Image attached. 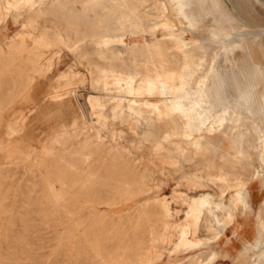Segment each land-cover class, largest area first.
I'll return each instance as SVG.
<instances>
[{
  "label": "rangeland",
  "instance_id": "obj_1",
  "mask_svg": "<svg viewBox=\"0 0 264 264\" xmlns=\"http://www.w3.org/2000/svg\"><path fill=\"white\" fill-rule=\"evenodd\" d=\"M43 1L20 0L12 14L4 20L3 12L0 15V49L5 50L6 43L10 49V52H0V264H102L100 257L110 264L112 255L119 256L117 259L120 260L123 253L137 263L151 250L156 254L150 264H264V239L262 247L246 260L236 254L241 248V240L233 236L232 229L217 241L212 240V234L204 229L196 235L201 239L192 238L189 224L199 226L204 221L208 228L215 229L217 222L222 220L226 201L218 198L216 192L208 187L195 190L181 184L190 168L183 166L173 155L166 153L172 163L169 177L160 176L151 166L146 150L158 137H152L151 131L142 125L143 133L134 139L120 126L121 117L126 118V103L140 100L143 95L122 88L125 76L121 68H117L114 74L103 76L101 83L91 84L84 63L75 57L81 52L90 55L95 43H80L71 52L51 42L50 46L40 49L42 56H37L35 49L40 44L35 38L42 36L41 29L32 31L26 27V17L20 14L24 10L38 9L41 12L39 4ZM181 1L193 26L204 28V20L201 23L199 20L203 0ZM261 7L257 5L256 9L264 19V5ZM27 33L28 39L25 37ZM147 34L126 32L124 42L140 44L152 40ZM167 34L169 38L165 37L164 41L169 48L168 57L174 62L170 63L171 79L166 85L168 98L155 95L150 99L153 98L163 109L173 107L174 120L180 128L186 120L196 133L223 134L225 140H231L236 151L240 152L246 143H251L247 132L249 120L244 116L257 113L261 104L249 91L251 87L245 83V78L234 69L235 57L229 59L230 51L223 49L210 60V51L204 49L205 44L198 34H191L180 27H169ZM157 35L161 36L160 30ZM108 40L106 37L105 41ZM180 54L187 58L183 67L180 66ZM38 61L40 70L43 69L41 73L33 71ZM97 108L94 115L92 112ZM96 118L108 119L106 128L101 130L106 141L122 143L130 151L111 152L115 155L114 167L103 165L108 163L105 158L96 160L98 165L81 164V154L86 155L87 152L89 155L91 149L85 152L89 144L84 143L83 136H74L72 130L85 124L97 128ZM7 124L17 128L14 137L6 136L4 129ZM110 128L117 131L107 133ZM262 134L261 186L256 184L250 188L251 225L264 188V131ZM52 139L54 142H50ZM131 142H145L144 151L136 150ZM42 144L48 148L46 153L40 154ZM101 148L98 156L106 154ZM224 153L229 154L227 149ZM118 156L121 158L117 159ZM120 164L130 167L122 169ZM89 177L98 182H72L73 179L85 181ZM61 178H65V183L57 192L60 198L52 200L45 181ZM104 179L108 182L104 183ZM121 179L133 182L127 185ZM140 179L144 184L137 183ZM127 186L151 188L149 193L152 196L166 200L172 216L167 230L170 239L156 244V249L152 248L150 240L163 233L162 222L157 216L159 209L150 203L146 209L151 213L157 211L156 218L145 220L141 206L146 199L145 194L130 201L118 198ZM104 187L118 190L104 192ZM91 188L95 190H89ZM91 195L116 198L99 200L102 205L91 217L84 208L90 200L81 199ZM74 196H78V200ZM202 253H207V257L204 258Z\"/></svg>",
  "mask_w": 264,
  "mask_h": 264
},
{
  "label": "bare ground",
  "instance_id": "obj_2",
  "mask_svg": "<svg viewBox=\"0 0 264 264\" xmlns=\"http://www.w3.org/2000/svg\"><path fill=\"white\" fill-rule=\"evenodd\" d=\"M19 1L0 0V15L3 12V20L12 14ZM257 5L261 7L264 2L259 0H203L199 9L200 23L202 19L205 22L202 29L194 27L189 21L185 14V5L181 0H44L43 3L39 4L42 7L41 12L38 9L24 10V13L20 14L26 17L24 24L26 27L32 31L37 28L41 29L42 36L35 38L40 44L35 49L39 58L42 56L40 49L50 46L51 42L55 45L71 48L77 47L80 43L92 41L96 45L93 46L91 54L88 53L89 56H86L85 52H81L76 57L80 63H84L85 70L87 69V73L90 74L91 84L101 83L103 76H107L109 73L114 74L117 68H121L120 70L125 76L123 82H121L122 88L134 90L142 94L143 98L130 100L126 103L124 109L126 118L121 117L120 126L124 127L134 139L140 137L143 133V126L151 131L152 137H158L157 141L151 143L150 148L146 150L151 166L159 172L160 176L169 177L172 163L166 157V153L173 155L181 161L183 166L190 168L188 170L190 172L184 176L181 184H187V187L195 190L208 187L216 192L218 198L226 201L227 205L221 215L222 220L217 222L215 229L208 228L207 223L204 221L199 226L189 224L192 238L194 240L201 239L196 235L200 229H204L208 234H212V240L217 241L223 239L228 229H232L233 236L241 240V248L236 254L246 260L262 247L264 239V188L262 189V198L254 212L252 225L249 218L252 211L250 188L256 184L261 186L259 164L262 133L264 131V19L257 12ZM95 25L98 28H95ZM169 27H180L191 34H198L201 42L205 44L204 49L210 51L208 56L210 60L223 49H228L231 53L228 58L235 57L237 62L234 69L245 78V83L251 87L249 88L251 94L259 99L261 107L257 110V113L245 114L244 116L249 120L247 132L251 143H246L240 152L236 151L231 140H225L226 136L223 134L216 136L205 131H197L198 133H196L186 120L180 128L174 120L173 107L163 109L153 98L150 99L155 95H162L165 99L168 98L166 85L171 79L169 69L170 63L173 61L168 57L169 48L166 47L164 39H166L165 37L169 38L167 34ZM158 30L161 31L160 37L157 35ZM137 31L148 32L152 40H145L140 44L124 42L126 32ZM25 37L26 39L30 38L28 33ZM106 37L109 38L108 42L105 41ZM5 45L7 47L5 50L0 49L1 53L2 51L8 52V50L10 52V49H8L9 44L6 43ZM180 59L182 61L180 66L183 67L187 63V58L184 54H180ZM42 70H40L38 61L33 71L41 73ZM32 80L30 78L31 82ZM67 82L66 85H68ZM98 109L93 110L92 113L95 115ZM107 121L106 118H96L97 128L92 124H85L81 128L70 129L74 136H83L84 143L89 144V148H85V152L86 149H91L90 152L88 151L89 155H87V152L86 155L81 154L83 157L82 165H98L96 160L105 158L108 163L103 165L114 167L115 155L111 152L129 151L122 143L106 141L101 136V130L106 128ZM110 129L107 133L117 131L113 128ZM4 131L6 136L11 138L16 135L17 128L7 124ZM51 141L54 142L53 139ZM84 143L82 144L84 145ZM131 144L136 150L144 151L145 149V142L139 144L131 142ZM1 147L2 142L0 141V149ZM101 147H103L106 154L98 156L97 152L102 149ZM47 148L42 144L39 148L40 154L46 153ZM78 149L80 150V148ZM224 149H227L229 154L224 153ZM120 158L117 157V159ZM89 161L92 163H88ZM120 167L127 169L130 166L120 164ZM120 181L127 185L133 182L131 179H121ZM150 181L154 182L153 179H150ZM72 182L95 184L98 180L89 177L85 181L73 179ZM103 182L108 181L104 179ZM45 183L50 198L52 200L60 198L57 192L62 190L60 185L65 183V178L55 181L46 179ZM137 183L144 184L142 179ZM203 183L206 184L203 185ZM89 190L94 191L95 189L91 188ZM102 190L104 192L110 190L116 192L118 189L104 187ZM131 191L133 193L130 194ZM150 191L151 188L127 186L124 187L123 194L118 198L130 201L145 194L146 199L143 200L141 206H143L144 219L148 221L150 217H155V213L158 211L157 216L162 222L163 233L160 236H154L155 238L150 240L152 248H155L156 244L168 239L167 230L170 228L168 220L172 216L166 200L152 196L149 193ZM74 198L78 200V196H74ZM113 198L116 197L107 196L105 199L99 195L81 197V199L90 200L89 203L84 204V208L91 217L97 214L99 211L98 206L102 205L99 200ZM150 203L159 210L155 213L147 211L146 208ZM106 205L111 204L106 203ZM94 245L96 244L94 243ZM154 252L151 250L137 263L131 261L125 253L122 254L120 260L117 259L119 256L112 255L109 258L110 264H150L155 257L154 254L156 253ZM204 255V258H206L207 253ZM200 257L202 256L200 255ZM99 262L105 264L107 261L100 257Z\"/></svg>",
  "mask_w": 264,
  "mask_h": 264
},
{
  "label": "crops",
  "instance_id": "obj_3",
  "mask_svg": "<svg viewBox=\"0 0 264 264\" xmlns=\"http://www.w3.org/2000/svg\"><path fill=\"white\" fill-rule=\"evenodd\" d=\"M69 51H71L72 52V49L73 48H76V47H71V48H69V47H66ZM81 53H79L78 55H80ZM78 55H76L75 57H77Z\"/></svg>",
  "mask_w": 264,
  "mask_h": 264
},
{
  "label": "flooded vegetation",
  "instance_id": "obj_4",
  "mask_svg": "<svg viewBox=\"0 0 264 264\" xmlns=\"http://www.w3.org/2000/svg\"><path fill=\"white\" fill-rule=\"evenodd\" d=\"M224 208H225V206H224ZM177 227V226H176ZM173 229H175V226L173 227ZM175 231H176V229H175ZM177 233V232H176ZM177 237H178V233H177Z\"/></svg>",
  "mask_w": 264,
  "mask_h": 264
}]
</instances>
